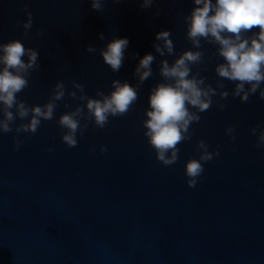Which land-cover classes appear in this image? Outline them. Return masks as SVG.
<instances>
[{"label":"water","instance_id":"obj_1","mask_svg":"<svg viewBox=\"0 0 264 264\" xmlns=\"http://www.w3.org/2000/svg\"><path fill=\"white\" fill-rule=\"evenodd\" d=\"M25 4L33 19L27 39L20 23ZM193 7L192 0H156L148 9L139 0H105L97 12L90 0H0V43L20 39L40 54V68L18 96L29 105L45 103L57 80L68 90L69 81L82 83L93 98L96 90L111 91L113 79L134 85L138 59L156 56L153 77L128 115L110 118L103 130L89 124L77 147L61 142L55 120L21 135L18 151L12 133L0 134V264H264V147H254L249 131L264 127V99L253 95L242 103L230 95L223 111L213 105L200 113L192 140L179 145L180 159L171 166L155 159L143 135L149 89L161 80L159 60L175 59L155 53V34L171 31L177 55L191 48L182 16ZM113 34L130 41L119 73L85 51L104 47ZM204 50L207 70L193 71L200 68L215 87L214 66L223 60L213 56V45L204 43ZM225 84L231 92L234 84ZM65 102L83 103L65 97L57 102V118ZM229 125L234 141L224 132ZM196 140L209 151L219 146L220 155L189 188L184 164L198 158Z\"/></svg>","mask_w":264,"mask_h":264},{"label":"clouds","instance_id":"obj_2","mask_svg":"<svg viewBox=\"0 0 264 264\" xmlns=\"http://www.w3.org/2000/svg\"><path fill=\"white\" fill-rule=\"evenodd\" d=\"M155 3L156 0H139L141 9L151 8ZM104 4L105 0H90L91 9L97 12L104 10ZM192 4L194 7L182 16L185 38L191 48L177 55L169 30L157 32L156 42L152 45L159 57H175L171 63L167 59L159 60L158 75L161 80L149 89L148 107L144 110L146 119L141 121L146 142L153 149L155 159L163 166L179 161V145L192 140V125L200 122V113L207 112L213 105L223 111L227 105L222 101H227L230 95L239 98L242 103L249 102L253 95L264 99V0H192ZM23 10L26 19L20 23L22 37L27 39L33 19L27 4ZM35 35L44 37L45 33L37 30ZM98 38L104 40L105 36L98 33ZM202 41L213 45V56L223 60L214 66L218 77L215 87L206 82L200 68L193 71L196 66L207 70ZM129 44L127 37L113 34L104 47L86 45L85 51L98 54L113 73H119ZM132 55L135 57L137 54ZM39 56L36 49L25 47L20 39L0 43V134H13L14 151H18L25 142L21 135H35L44 121L55 120L62 129L61 142L74 148L78 146V136L82 137L89 124L103 130L109 125L110 118L127 116L139 99V89L153 77L156 61V56L151 53L138 59L133 72L134 85L127 80L113 79L110 82L111 91L105 94L96 90V98H93L86 93L82 83L69 81L71 89L68 90L63 80H57L45 103L29 105L18 96L30 86L32 73L40 68ZM225 81L234 84L231 92L227 90ZM65 97L83 103H77L73 108L65 102V111L57 118V102L64 101ZM249 131L256 137L254 147H264V127L257 125ZM224 132L229 140L236 139L234 125H229ZM195 147L198 158H189L184 164L185 182L189 188L198 184L205 171L204 164L220 155L219 146L209 151V145L204 140H196ZM45 150L50 152L52 148ZM99 151L104 153L107 147L101 145Z\"/></svg>","mask_w":264,"mask_h":264}]
</instances>
